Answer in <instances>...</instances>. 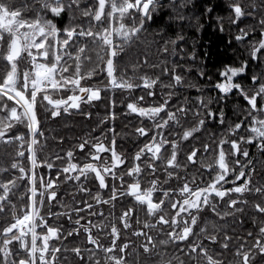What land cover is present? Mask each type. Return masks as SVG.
Returning a JSON list of instances; mask_svg holds the SVG:
<instances>
[{"label":"snow or ice","instance_id":"snow-or-ice-1","mask_svg":"<svg viewBox=\"0 0 264 264\" xmlns=\"http://www.w3.org/2000/svg\"><path fill=\"white\" fill-rule=\"evenodd\" d=\"M189 5L195 6L194 0H34L35 15L22 18L21 9L0 0V142L17 145L10 162L0 165V213L11 209L10 219L0 221V264H60L63 253L69 251L80 264H129L133 240L124 232L142 238L140 248L147 256L155 255L157 264H185L186 260L188 264H264V221L253 220L256 231L238 237V244L233 246V237L224 227L203 219L208 209L219 220L243 213L242 206L248 205V197L253 195L252 208L264 217V182L254 185V162L244 147L256 142L264 151V0L247 4L245 0H228L227 19L236 28L234 39L247 42V57L218 69L215 98L201 94L194 103L184 98L173 106L177 93L164 89L174 90L184 84L178 65L163 67L170 77L167 84L158 75H136L135 64L132 75L119 65L125 48L144 31L148 21L161 19L160 35H166L173 23H191ZM217 7L214 2L202 5L201 16L195 17L198 29L204 27L199 23L201 17H211ZM166 10L168 18L162 20ZM254 13H259L252 16L255 23L241 27L242 19ZM215 19L218 29L225 31V17L218 14ZM183 40L179 33L162 40L160 51L167 54L171 45L176 53L177 41ZM189 55L195 58V49ZM24 59L28 66L21 68ZM143 63H148L147 57ZM256 65L262 66L261 70L251 72L248 79L253 87L247 88L241 74ZM101 75L104 84L92 83ZM205 75L199 71V76ZM109 87L146 93L147 99L142 94L134 100L129 98L126 105V110L150 121L135 128L138 146L134 153L128 156L118 151L113 125L108 130L110 138L102 134L84 139L63 155L41 158L44 132L38 108L42 107L45 116L56 118L73 109L82 110L83 103L99 100L102 90ZM233 92L244 101L238 118L219 139L187 150L183 155L186 163L182 162L181 145L194 138L208 121L225 125L224 109L217 110L214 105L225 102ZM115 103L113 99V108ZM115 118V111L103 117ZM21 124L25 131H19ZM75 149L87 155L81 160L74 155ZM201 150L213 156L211 162L202 164L209 178L198 182L195 175H187V168L197 163ZM181 171L185 172L183 179ZM89 175L99 189L91 202L79 200L74 205L60 204V211L51 210L59 201L62 182L74 178L79 183ZM173 179L176 184L171 183ZM21 188L25 190L19 199L24 203L18 211L14 194ZM104 190L110 195L104 196ZM77 191L89 193L91 189L80 183ZM125 197L143 207L149 219L141 222L137 209L129 206L118 216L110 211L107 224L93 221L92 217L104 215L102 207L94 211L96 206L108 204L114 209L117 199ZM225 200L229 210L221 211L219 204ZM56 217L66 218L70 228L51 223L50 218ZM153 229L157 236H153ZM105 231L107 243L95 234ZM80 233L90 247L68 249L55 243ZM159 235L166 238L158 239ZM205 241L219 244L221 252L214 254ZM170 245L178 246L179 255L168 251ZM230 247L234 258L227 260L222 252Z\"/></svg>","mask_w":264,"mask_h":264},{"label":"trees","instance_id":"trees-1","mask_svg":"<svg viewBox=\"0 0 264 264\" xmlns=\"http://www.w3.org/2000/svg\"><path fill=\"white\" fill-rule=\"evenodd\" d=\"M214 2L218 5L217 10L212 13L209 17L204 14L199 23L204 25L203 28L198 29L195 23V17L201 16L203 11L202 5L205 3ZM246 4L255 2V0H245ZM7 3L13 6L14 9L18 8L22 10V18H30L35 15V8L33 7L34 0H7ZM194 5H189L188 15L192 16V22L189 23L188 20L173 23L168 27L166 35H160L158 25L161 23V19L156 22L148 21L145 25V29L140 33L138 37L131 41L130 44L125 48L124 53L121 56L119 65L121 70H128V75H132V66L137 65L136 75L142 73H148L150 75H158L161 77L162 83H169L170 77L168 74L162 71L163 67L167 66L171 68L174 65H178V71H180L184 77V84L177 87L176 89L165 88L164 91H174L177 95L172 101V105L175 106L184 98H189V103H194V98L199 95H204L205 98L211 96L215 98L217 96V90L214 88V83L219 79L217 72L224 64L239 63L243 58L247 57V42L241 43L234 39L236 32L235 27H231L227 19L228 16V0H194ZM222 15L225 17L224 25L225 31H220L216 26L217 21L215 17L217 15ZM78 16L79 13L77 12ZM160 17V13L156 14ZM169 13L167 10L164 12L162 20H167ZM253 15L258 16L259 13L250 14L248 17L243 18L240 22V26L244 27L247 25H253L255 23L252 18ZM66 19V17H65ZM179 33L184 36V40L177 41V51L173 53L172 46L169 45V51L167 54L160 51L164 47L162 40L172 39L175 35ZM253 39L256 37L253 36ZM94 47V46H92ZM195 49L196 57L193 58L189 53ZM148 58V63L144 64V58ZM28 60L24 59L21 61V68L28 66ZM152 65H156L155 68ZM3 66V62L0 61V67ZM260 65L255 67L250 66L249 72L244 76H241V81L245 83L247 88H252L253 85L249 81L248 76L252 71L261 70ZM204 71L205 76H199V71ZM92 83L104 84L105 77L101 75L99 80H93ZM192 85H197V87H192ZM160 92V89H157ZM144 94L146 99V93L142 91H135L129 93L127 90L120 88H107L102 90L101 98L99 100H94L90 103H83L81 106L82 110H71L67 113H62L59 117L52 118L50 116H45L42 107L38 108V114L41 117V129L44 132V136L40 138L42 148L39 151L41 158H48L50 154H60L63 155L69 148H75V146L84 139L91 140L93 138H99L103 134L105 137L110 138L109 129L115 126L116 134L118 135L117 149L118 151L125 152L128 156H131L136 147L138 146L137 135L135 133V128L139 127L143 122L146 125L150 124L146 118L140 117L136 113H131L130 110H126L127 101L129 98L135 99L137 96ZM115 100V107L112 106V100ZM160 96L157 97V102ZM244 101L239 98V96L233 92L228 99L220 103L219 105H214L218 108L222 107L226 113L227 121L225 125L221 126L219 121H208L206 126L200 130L199 134H194V138H189L187 142L181 145V161L186 163L183 159L184 153L192 147H199L202 143H208L219 139L222 134L227 130L232 122H234L239 113V106L242 105ZM111 111L116 112L115 120H104L103 117ZM90 112L92 115L87 116L85 113ZM192 117L189 118L188 124L191 125ZM101 121H103L101 123ZM26 126L21 124L19 126V131H25ZM243 131H241L242 133ZM240 133V134H241ZM59 137H63L60 140ZM143 142V141H141ZM251 147L256 145L250 144ZM17 149L16 144H4L0 142V165L9 163L11 157L14 155ZM210 154V153H209ZM74 155L79 156L82 160L84 156L87 155L86 152H81L79 149H75ZM167 155V154H166ZM204 152L201 150L199 157L203 158ZM257 156L254 158L255 166V177L254 185L256 183L264 182V154L254 153ZM252 160V159H251ZM208 160H204L203 163H207ZM201 163H196L195 165H189L187 168V175H195L197 180L199 178ZM42 171H47V169H41ZM55 175V171L52 172ZM185 172H180V177L183 179ZM82 183L85 187L91 189L89 193H83L77 191V189ZM172 184H176L177 181L173 179ZM25 189L21 188L20 192L14 194V201L17 204V210L20 211V206L24 203L23 200L19 199L20 193ZM99 189L96 183L92 180L91 175L87 178L82 179L79 183L73 178L70 182H62V188L59 192V201L56 205L51 207L52 211L62 210L59 205H74L75 201L88 200L92 201L95 192ZM104 196L110 195L107 190L103 192ZM252 199L254 195L250 196L248 207L244 209L243 213H235L233 216V223L235 227L242 232V229L249 231H256V226L253 220L263 221V217L258 216L255 210L252 208ZM107 205V204H106ZM100 209V208H99ZM97 206L94 211H99ZM118 210V206L115 204V208L112 209L109 205L110 211ZM120 209V208H119ZM48 210V205H45L43 210L46 214ZM10 212L0 213V221L10 219ZM146 216L145 210H143ZM87 217V213H83ZM105 215H109L107 209H104L103 216L92 217L93 221L98 223L104 219ZM115 215V214H114ZM113 215V216H114ZM212 216L209 218L211 221ZM241 217L243 222L241 223ZM75 217H73L74 219ZM50 222L55 224L59 222L65 230L70 228L69 221L63 217H56L55 219L50 218ZM248 231V232H249ZM99 237V233H95ZM240 236L246 235V232L239 233ZM238 242V239H234ZM248 242H252V238H248ZM56 244H61L63 247L71 249L72 247L79 245L81 247H90L86 244V236L83 233L78 235H73L66 237L61 240L55 241ZM54 246V245H53ZM139 251L134 250L129 252V264H140L138 260L141 258ZM60 264H80L77 257L71 254V252H65L60 258Z\"/></svg>","mask_w":264,"mask_h":264},{"label":"flooded vegetation","instance_id":"flooded-vegetation-1","mask_svg":"<svg viewBox=\"0 0 264 264\" xmlns=\"http://www.w3.org/2000/svg\"><path fill=\"white\" fill-rule=\"evenodd\" d=\"M244 75L245 74H241V76H244ZM199 132H201V131H198L195 134H199ZM241 134H244V132H242ZM252 144L256 145V146L255 147H251L250 145H244V147H247L249 149L250 155H249L248 159H252V161H253L254 158L257 157L255 155H253L254 153L264 154V151H261V150L258 149L256 142H253ZM212 156H213L212 153H210V154L208 153L207 155H203V158L201 156L200 157L198 156L197 163L202 162L201 163V167H200L199 178H198L200 180H198V182H200L201 180L206 181L209 178L210 173H209V171L207 169L203 168L202 164H203L204 160H208L207 163L211 162L212 161ZM248 199H250V196L248 197ZM116 205L118 206V210L116 211V209H115L114 211H112L113 215L115 214L114 216H118L119 213L124 208L129 207V206H134L137 209L136 216L139 217L141 222H143V220H145V219H149L147 216H145V213L143 212V210H145V209L143 207H141L140 205L135 204L134 201L132 199L128 198V197H125L123 200H120L118 198L117 201H116ZM101 207L103 208V210L107 209L108 212H110L108 204L107 205L106 204H102V205H98L97 206L98 209L101 208ZM242 207H244V209H245V208L248 207V205L242 206ZM219 210H221V211H228L229 210L227 208V201L226 200L219 204ZM166 211H167V209H166ZM210 216H212L211 219H210L211 220L210 223L215 221L216 223L220 224L222 227H224L228 231V234L233 237V240L231 242L233 246L238 244V242H235L234 239L235 238L237 239L240 236L239 233H244V232L247 233L249 231V230H244V229H246V228H244V229H242V232H241L240 230H238L237 227H235V225L233 223L234 214L232 216H229V217L225 218L224 220H219L213 214H211L210 209H208L207 211L203 212V219L204 220H207V219L209 220ZM110 219H111V217H109V215H105L103 221L107 224ZM263 221H264V217H263ZM151 231H152L153 236H157V230L153 229ZM98 233H99V238L104 243H107L108 242L107 231L98 232ZM123 235L125 237H127L128 239L133 240V245L130 248L129 252L131 253L134 250L139 251L140 256H142L138 260V262L140 264H157V257L155 255L147 256V255H145L143 253L142 249L140 248V244L142 243V238H134L128 232H124ZM157 238L158 239H165L166 237L164 235H159ZM205 244H206L207 247H209L210 250H214V254L221 252L219 244H212V243H209L207 241H205ZM249 244H251V243H249ZM177 247H178L177 245H170L169 248H168V251L170 253H172V254L179 255V253L177 252ZM222 255L227 260H231V259L234 258L231 247L228 250H223ZM129 263H130V260H129ZM185 264H188L187 260L185 261Z\"/></svg>","mask_w":264,"mask_h":264}]
</instances>
